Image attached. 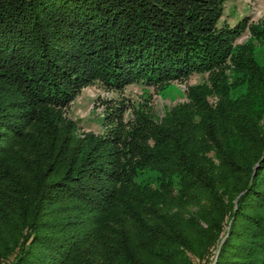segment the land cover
<instances>
[{
    "label": "trees",
    "instance_id": "trees-1",
    "mask_svg": "<svg viewBox=\"0 0 264 264\" xmlns=\"http://www.w3.org/2000/svg\"><path fill=\"white\" fill-rule=\"evenodd\" d=\"M227 1L0 0V264H264V22L218 27ZM194 74L158 121L63 117Z\"/></svg>",
    "mask_w": 264,
    "mask_h": 264
},
{
    "label": "rangeland",
    "instance_id": "rangeland-1",
    "mask_svg": "<svg viewBox=\"0 0 264 264\" xmlns=\"http://www.w3.org/2000/svg\"><path fill=\"white\" fill-rule=\"evenodd\" d=\"M244 18L248 19V26L264 22V0L225 2L218 27H233ZM249 38L248 32H245L236 40V44L241 45ZM254 54L258 63L264 66V46L254 44ZM207 80V74H194L180 82L172 81L158 87L133 83L121 91L108 89L95 81L80 90L64 110L63 117L72 122L74 128L71 136L77 140H83L87 135L102 137L105 134L103 121L111 112L125 110L124 121H128L133 118V111L140 108L158 121L167 111L186 101L187 88L206 84ZM209 102L215 103L216 99L209 98ZM154 176L153 172L147 171L141 178Z\"/></svg>",
    "mask_w": 264,
    "mask_h": 264
}]
</instances>
